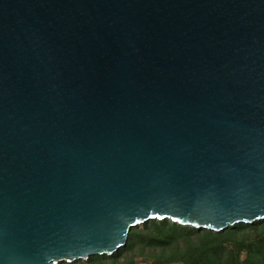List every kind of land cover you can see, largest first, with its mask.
I'll list each match as a JSON object with an SVG mask.
<instances>
[{"label":"water","instance_id":"95a60500","mask_svg":"<svg viewBox=\"0 0 264 264\" xmlns=\"http://www.w3.org/2000/svg\"><path fill=\"white\" fill-rule=\"evenodd\" d=\"M150 220L264 221V0H0V264Z\"/></svg>","mask_w":264,"mask_h":264},{"label":"trees","instance_id":"16d2710c","mask_svg":"<svg viewBox=\"0 0 264 264\" xmlns=\"http://www.w3.org/2000/svg\"><path fill=\"white\" fill-rule=\"evenodd\" d=\"M85 263L264 264V221L213 232L150 220L130 229L126 245L111 256H94Z\"/></svg>","mask_w":264,"mask_h":264},{"label":"rangeland","instance_id":"374dc122","mask_svg":"<svg viewBox=\"0 0 264 264\" xmlns=\"http://www.w3.org/2000/svg\"><path fill=\"white\" fill-rule=\"evenodd\" d=\"M141 227V226H139ZM128 254L125 255V257H127ZM59 264H66V263H59ZM70 264H86L84 261H78V262H73V263H70Z\"/></svg>","mask_w":264,"mask_h":264}]
</instances>
